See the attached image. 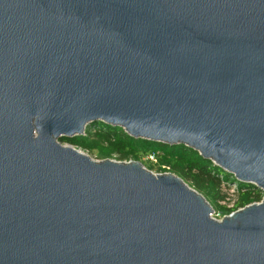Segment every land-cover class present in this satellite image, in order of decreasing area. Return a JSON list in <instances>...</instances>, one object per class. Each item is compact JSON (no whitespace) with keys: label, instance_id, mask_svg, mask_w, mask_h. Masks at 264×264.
Here are the masks:
<instances>
[{"label":"water","instance_id":"1","mask_svg":"<svg viewBox=\"0 0 264 264\" xmlns=\"http://www.w3.org/2000/svg\"><path fill=\"white\" fill-rule=\"evenodd\" d=\"M99 121L264 193V0H0V264H264V196L60 141Z\"/></svg>","mask_w":264,"mask_h":264},{"label":"trees","instance_id":"2","mask_svg":"<svg viewBox=\"0 0 264 264\" xmlns=\"http://www.w3.org/2000/svg\"><path fill=\"white\" fill-rule=\"evenodd\" d=\"M90 128L94 130V139L90 142ZM86 135L76 137H61L60 141L69 143L87 150H97L104 158L113 152L118 153L121 160L133 156L136 160L141 155L153 153L155 161L149 160L148 169L155 167L159 172H172L190 182L192 187L200 192L206 199L220 201L225 196L220 192V185L235 184L236 199L231 206H221L223 214H229L249 203L261 200V191L254 190L248 183L237 181L232 175L222 170L210 159L203 158L196 150L183 144L168 145L141 138H133L121 127L111 126L103 122L92 123L87 126ZM144 164V163H142Z\"/></svg>","mask_w":264,"mask_h":264},{"label":"rangeland","instance_id":"3","mask_svg":"<svg viewBox=\"0 0 264 264\" xmlns=\"http://www.w3.org/2000/svg\"><path fill=\"white\" fill-rule=\"evenodd\" d=\"M88 132H89V130L86 127L85 132H84L83 135H86V133H88ZM93 132H94V130L92 128H90L91 135H90V139H87L88 142H90L91 140H93L95 138ZM62 143H64V142H62ZM64 144H69V143H64ZM74 147L77 148V149H79V150H81L82 152L86 153L87 155H89L94 160H102V159H105V158H109V159H112V160H115V161H122V162L136 160L133 156H129L127 159L121 160V159H119L118 153H116V152H113L109 157H105L104 158L95 149H93V150H87V149H83V148L77 147V146H74ZM137 161H139L141 163H144L143 165L146 168L149 165V163L147 162V156L141 155L140 156V159L137 160ZM149 170H151L153 173H163V172L157 171V169L155 167H153V169H149ZM166 172H169V171L166 170ZM186 183L189 186L192 187V185L190 184V182H186ZM254 190H256V189H254ZM220 192L225 196V198L223 200H220V201H212L210 199H207L208 202L210 203L211 207H212V210H213L212 215L216 219H221L224 215H226V214H223L222 209H221V206H224V205H226L228 207L231 206L233 204V201H235L236 196H237V193L234 190V184L233 185L232 184H229V185L222 184V185H220ZM263 196H264V193H263V191H261V198Z\"/></svg>","mask_w":264,"mask_h":264},{"label":"built area","instance_id":"4","mask_svg":"<svg viewBox=\"0 0 264 264\" xmlns=\"http://www.w3.org/2000/svg\"><path fill=\"white\" fill-rule=\"evenodd\" d=\"M147 158H148L149 160H153V161L156 160V157H155V155H154L153 153L148 154V155H147ZM232 185H233V184H232ZM234 190H235V192H236L235 184H234ZM212 216H213V215H212Z\"/></svg>","mask_w":264,"mask_h":264}]
</instances>
